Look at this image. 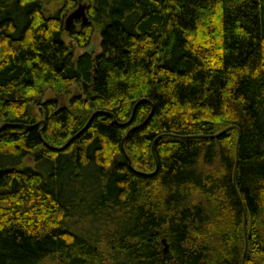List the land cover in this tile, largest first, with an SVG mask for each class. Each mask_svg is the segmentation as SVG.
<instances>
[{
    "label": "trees",
    "instance_id": "trees-1",
    "mask_svg": "<svg viewBox=\"0 0 264 264\" xmlns=\"http://www.w3.org/2000/svg\"><path fill=\"white\" fill-rule=\"evenodd\" d=\"M85 1L0 0V264H264V0Z\"/></svg>",
    "mask_w": 264,
    "mask_h": 264
},
{
    "label": "rangeland",
    "instance_id": "rangeland-1",
    "mask_svg": "<svg viewBox=\"0 0 264 264\" xmlns=\"http://www.w3.org/2000/svg\"><path fill=\"white\" fill-rule=\"evenodd\" d=\"M46 1H51V3H52L51 5L45 6L46 15L49 16V17L55 16L58 13L57 12L58 8L55 5L56 0H46ZM80 6H87V2L85 0H76V8L71 13L68 14V16L66 18V21H67L68 17L72 13H74L75 11H77L80 8ZM80 27H81L80 23H77V21H76L75 24H74V28L76 30H80ZM101 46H102V36H101L100 32L97 31L94 34L93 38H92V42H91L89 48H87L85 50L78 49L76 51V53H75V57H79V56H81V55H83L85 53L93 54L94 56L99 55L102 52V47ZM71 92L74 93V94H82L83 90L80 87H73L71 89ZM53 97L54 96L51 93H49V94L46 95L44 100H50ZM55 98H58V97H55ZM59 99H60L61 102H64L63 98H59ZM26 164L29 165V166H33V164H31L29 161H26Z\"/></svg>",
    "mask_w": 264,
    "mask_h": 264
},
{
    "label": "water",
    "instance_id": "water-1",
    "mask_svg": "<svg viewBox=\"0 0 264 264\" xmlns=\"http://www.w3.org/2000/svg\"><path fill=\"white\" fill-rule=\"evenodd\" d=\"M87 6H80V8L75 11L74 13H72L67 21H66V31L67 32H71L73 27H74V24L76 21H81L83 25H87L89 24V19H88V16H87ZM163 243L165 244V252L168 251V246L166 244V241H163Z\"/></svg>",
    "mask_w": 264,
    "mask_h": 264
}]
</instances>
